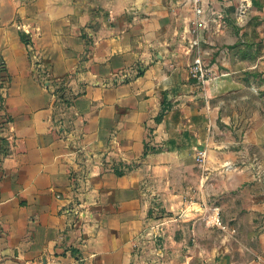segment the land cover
Wrapping results in <instances>:
<instances>
[{"label": "crops", "instance_id": "crops-1", "mask_svg": "<svg viewBox=\"0 0 264 264\" xmlns=\"http://www.w3.org/2000/svg\"><path fill=\"white\" fill-rule=\"evenodd\" d=\"M198 3L0 0V264H264V0Z\"/></svg>", "mask_w": 264, "mask_h": 264}, {"label": "rangeland", "instance_id": "rangeland-1", "mask_svg": "<svg viewBox=\"0 0 264 264\" xmlns=\"http://www.w3.org/2000/svg\"><path fill=\"white\" fill-rule=\"evenodd\" d=\"M261 101L256 104H250L247 103H241L240 107L246 108V115L254 117V126H246L245 131L247 132L248 138H252V133L255 128L259 125H262L261 128V135L258 136L260 143L258 145L254 144L250 146L248 150V155L250 156V159H255L259 163V167H257V173L261 176L263 181V187L262 191L264 192V88L261 90ZM255 112V114H254ZM253 128V129H252ZM201 155V156H200ZM205 157V154L200 153L199 159H202ZM248 224V223H247ZM257 224H264V216H259L257 219ZM243 229H247L246 225L244 224ZM245 231V230H244Z\"/></svg>", "mask_w": 264, "mask_h": 264}, {"label": "built area", "instance_id": "built-area-1", "mask_svg": "<svg viewBox=\"0 0 264 264\" xmlns=\"http://www.w3.org/2000/svg\"><path fill=\"white\" fill-rule=\"evenodd\" d=\"M199 0H194V3H195V10H196V13L198 16H204L206 14V11L205 9L198 3ZM217 12L216 10L214 11H210V15L213 18L212 20L213 21H217L219 17H221L222 15H217ZM240 12L241 14L244 13V7H240ZM211 20V18H210ZM201 21L203 22H199V28L202 27V28H205V27H209L210 24L206 22L205 19H202ZM206 23V24H205ZM205 26V27H204ZM200 42H201V38L200 37H197L195 38L193 41H192V47H196V46H199L200 45ZM191 68V73H192V76L197 78L199 82L201 83H205L208 78H209V69L205 66L204 64V61L203 59L199 56V57H196L193 61V63L191 64L190 66ZM74 213L77 214V215H82L81 211L79 209H74ZM154 227H157V226H150L149 230L147 231L148 235H154V236H158V234H154L153 232V228Z\"/></svg>", "mask_w": 264, "mask_h": 264}, {"label": "trees", "instance_id": "trees-1", "mask_svg": "<svg viewBox=\"0 0 264 264\" xmlns=\"http://www.w3.org/2000/svg\"><path fill=\"white\" fill-rule=\"evenodd\" d=\"M22 37H23V39L26 40V35L23 34ZM161 118H162V115H159V116L156 118V120L159 121V120H161Z\"/></svg>", "mask_w": 264, "mask_h": 264}]
</instances>
